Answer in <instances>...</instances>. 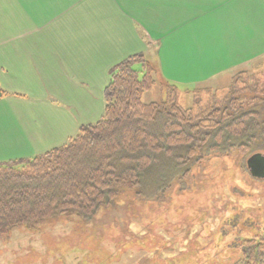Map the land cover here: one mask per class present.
I'll list each match as a JSON object with an SVG mask.
<instances>
[{
    "label": "crops",
    "instance_id": "obj_1",
    "mask_svg": "<svg viewBox=\"0 0 264 264\" xmlns=\"http://www.w3.org/2000/svg\"><path fill=\"white\" fill-rule=\"evenodd\" d=\"M136 54L164 84L216 87L264 58V0H0V162L98 121Z\"/></svg>",
    "mask_w": 264,
    "mask_h": 264
},
{
    "label": "trees",
    "instance_id": "obj_2",
    "mask_svg": "<svg viewBox=\"0 0 264 264\" xmlns=\"http://www.w3.org/2000/svg\"><path fill=\"white\" fill-rule=\"evenodd\" d=\"M149 65L136 54L115 66L103 116L65 145L0 162V237L61 215L92 221L128 185L138 197H160L209 157L264 153V80L240 72L232 87L185 108L176 86L161 102L143 101L155 84ZM6 95L0 85V100ZM242 246L235 264H264V237Z\"/></svg>",
    "mask_w": 264,
    "mask_h": 264
},
{
    "label": "rangeland",
    "instance_id": "obj_3",
    "mask_svg": "<svg viewBox=\"0 0 264 264\" xmlns=\"http://www.w3.org/2000/svg\"><path fill=\"white\" fill-rule=\"evenodd\" d=\"M149 67L155 84L143 101L161 102L175 85ZM244 71L263 81L264 58L213 88L176 86L181 104L212 100L211 92L232 87ZM251 155L235 149L209 157L153 199L125 186L92 221L61 215L17 227L0 237V264H235L247 238L264 237V179L250 174Z\"/></svg>",
    "mask_w": 264,
    "mask_h": 264
},
{
    "label": "water",
    "instance_id": "obj_4",
    "mask_svg": "<svg viewBox=\"0 0 264 264\" xmlns=\"http://www.w3.org/2000/svg\"><path fill=\"white\" fill-rule=\"evenodd\" d=\"M247 166L253 177L264 179V153L252 154L247 160Z\"/></svg>",
    "mask_w": 264,
    "mask_h": 264
}]
</instances>
